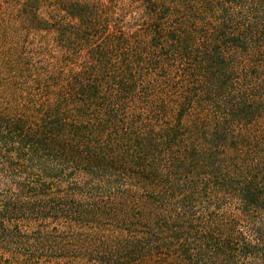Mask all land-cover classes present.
I'll list each match as a JSON object with an SVG mask.
<instances>
[{"label": "trees", "instance_id": "obj_1", "mask_svg": "<svg viewBox=\"0 0 264 264\" xmlns=\"http://www.w3.org/2000/svg\"><path fill=\"white\" fill-rule=\"evenodd\" d=\"M109 5L0 0V144L30 175L115 199L117 245L96 264H264L261 225L232 247L187 211L204 179L264 214V0ZM63 200L0 205V264H66L48 230Z\"/></svg>", "mask_w": 264, "mask_h": 264}, {"label": "rangeland", "instance_id": "obj_2", "mask_svg": "<svg viewBox=\"0 0 264 264\" xmlns=\"http://www.w3.org/2000/svg\"><path fill=\"white\" fill-rule=\"evenodd\" d=\"M112 1L110 0L108 11H113L116 15L120 14L116 9L112 8ZM124 14L121 12L120 18L126 24L128 17ZM110 29L114 30V32L119 31L113 25V22ZM26 165L29 164L19 161L16 156L6 152L5 148L0 144L1 206L5 201H12L20 205L24 203L43 205L48 201V203H55V206H60L64 203V197H68L74 206L73 209L69 210L71 214L62 211L57 216H54L55 218L52 217L53 219L48 221H51V226L48 230L51 232L50 236L52 239L55 241L62 239L63 242L61 243L69 247L67 259L64 260L66 264H96L95 260L103 256V251L106 248L116 247L118 231L116 223L112 220L111 215L109 216V214L115 212V204L112 203L115 202V199H108L104 196L103 198H89L88 188L80 187L79 191L78 186L83 185L79 180L72 179L65 182L51 179L42 180L35 175L28 174L25 169ZM199 181L201 182L197 186L192 185L191 181L184 180L180 184L182 187L191 185L200 188L201 193L197 201L187 207V211L190 214H194L195 219L199 221V224L195 225L197 233L204 235L202 226L207 221L213 220L216 222V226L211 227L216 228L217 233L224 234V229L230 235L228 239L222 240L223 238L216 234L221 242L225 241L232 247H237L238 241L242 239L253 244L256 243L257 235L256 233L254 234L253 228L261 225L264 229V214L251 213L250 217L242 215L241 211L233 204L229 194L227 195L221 190L217 197L211 196L212 190L209 191V188L206 189L205 187L201 189L206 184L210 185V183L204 179H199ZM186 188L184 187L183 189ZM74 190L82 192V194L74 195ZM184 193L186 192L183 190L179 192L182 195ZM139 194L142 195L143 193L140 192ZM249 220L257 222V226H253L254 224ZM38 224L42 225L41 223ZM36 229L30 228L28 230L31 237H35V234L32 233H35ZM20 236L22 235L20 234ZM164 254L166 256L168 254L167 251H158L159 256ZM236 262L238 264L255 263V261L238 256ZM257 264L259 263L257 262Z\"/></svg>", "mask_w": 264, "mask_h": 264}]
</instances>
